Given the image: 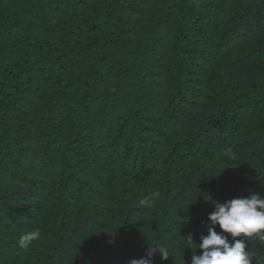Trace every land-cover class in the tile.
<instances>
[{"label": "trees", "instance_id": "16d2710c", "mask_svg": "<svg viewBox=\"0 0 264 264\" xmlns=\"http://www.w3.org/2000/svg\"><path fill=\"white\" fill-rule=\"evenodd\" d=\"M252 193L264 0H0V264H130L155 245L171 257L152 264H191L184 238L215 201ZM247 251L264 264V233Z\"/></svg>", "mask_w": 264, "mask_h": 264}, {"label": "clouds", "instance_id": "9594fccd", "mask_svg": "<svg viewBox=\"0 0 264 264\" xmlns=\"http://www.w3.org/2000/svg\"><path fill=\"white\" fill-rule=\"evenodd\" d=\"M225 155L235 158L231 148L226 150ZM159 196L160 192L154 191L142 198L139 203L151 208ZM213 209L207 217L211 225L207 235H202L199 243H195L191 235L184 238L186 245H193L201 250L199 255L192 254L191 264H252V256L247 251V241L264 233V196L252 193L247 197L231 198L224 202L215 201ZM217 225L220 232L216 231ZM225 233L230 234L231 241ZM39 239L40 230L33 229L20 237L19 245L23 249H28ZM157 253L161 260L171 257L166 245H155L141 258L132 259L130 264H152V257Z\"/></svg>", "mask_w": 264, "mask_h": 264}]
</instances>
